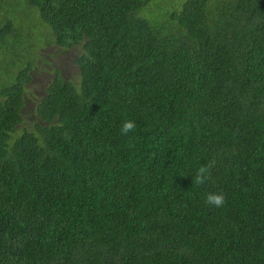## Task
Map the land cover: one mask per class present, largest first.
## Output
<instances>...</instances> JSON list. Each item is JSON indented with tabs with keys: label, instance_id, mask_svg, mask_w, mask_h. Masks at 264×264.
<instances>
[{
	"label": "trees",
	"instance_id": "trees-1",
	"mask_svg": "<svg viewBox=\"0 0 264 264\" xmlns=\"http://www.w3.org/2000/svg\"><path fill=\"white\" fill-rule=\"evenodd\" d=\"M24 3L0 0V52L80 53L31 128L33 61L0 89V264H264V0Z\"/></svg>",
	"mask_w": 264,
	"mask_h": 264
},
{
	"label": "rangeland",
	"instance_id": "rangeland-1",
	"mask_svg": "<svg viewBox=\"0 0 264 264\" xmlns=\"http://www.w3.org/2000/svg\"><path fill=\"white\" fill-rule=\"evenodd\" d=\"M6 1L12 2V0ZM15 2L18 3L19 8L22 7L25 13H29L25 8L24 0H15ZM6 14L3 19L0 18L1 21L12 20V13ZM30 14L34 16L31 15L28 19H23V24L28 25L29 21L31 24L29 27L41 30L43 26L39 15L37 14L36 16L34 12ZM42 36L41 33L35 36V38L39 39L41 45L33 51L26 46L21 47V52H19L21 59H14V62L12 61L13 57L11 54L4 53V50L0 52V89L12 81L16 71L26 62L33 61V67L29 73L31 80L25 86V104L22 109V121L17 126L19 130L24 127L31 128L33 126L36 121L35 108L38 99L43 95L45 88L56 75V71H59L66 78H71L76 72L74 58L80 53V47L73 46L66 51H62L56 45H42ZM6 45L11 46L10 43H6ZM7 60H9L8 63Z\"/></svg>",
	"mask_w": 264,
	"mask_h": 264
},
{
	"label": "clouds",
	"instance_id": "clouds-1",
	"mask_svg": "<svg viewBox=\"0 0 264 264\" xmlns=\"http://www.w3.org/2000/svg\"><path fill=\"white\" fill-rule=\"evenodd\" d=\"M69 83L74 87L75 92L77 94L80 93V87L76 80L69 81ZM136 128V124L132 120H126L122 123L121 126V134L127 135L128 133L134 131ZM216 161L212 160L207 165H202L199 167L196 171V175L193 178V182L197 185L204 184L208 179H210L211 176V169L215 166ZM226 197L224 194L216 193V192H210L206 196L205 203L214 206V207H222L225 204Z\"/></svg>",
	"mask_w": 264,
	"mask_h": 264
}]
</instances>
